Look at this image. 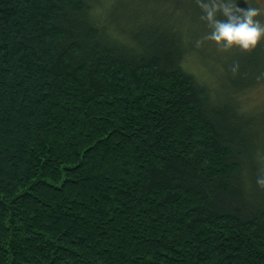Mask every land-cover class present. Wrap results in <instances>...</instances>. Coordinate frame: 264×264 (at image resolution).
Masks as SVG:
<instances>
[{
  "label": "trees",
  "instance_id": "16d2710c",
  "mask_svg": "<svg viewBox=\"0 0 264 264\" xmlns=\"http://www.w3.org/2000/svg\"><path fill=\"white\" fill-rule=\"evenodd\" d=\"M171 3L0 0V264H264V40L230 64Z\"/></svg>",
  "mask_w": 264,
  "mask_h": 264
},
{
  "label": "clouds",
  "instance_id": "9594fccd",
  "mask_svg": "<svg viewBox=\"0 0 264 264\" xmlns=\"http://www.w3.org/2000/svg\"><path fill=\"white\" fill-rule=\"evenodd\" d=\"M202 9L201 19L211 31L204 39L212 40L218 48H239L249 51L264 40V0H196ZM223 17V18H221ZM203 40H197L200 46Z\"/></svg>",
  "mask_w": 264,
  "mask_h": 264
},
{
  "label": "rangeland",
  "instance_id": "374dc122",
  "mask_svg": "<svg viewBox=\"0 0 264 264\" xmlns=\"http://www.w3.org/2000/svg\"><path fill=\"white\" fill-rule=\"evenodd\" d=\"M175 2H176L174 3L175 8L174 7L172 8H174L176 12H172V11L171 12L173 13L174 17L180 18L181 20H183V23L188 26V28L187 26L184 28L185 31L184 37L186 38L188 37V39H191V41L193 40L197 41L198 39L203 40V42L212 41V40L204 39V37H206L207 34L211 31L208 22L206 20L201 19V26L199 25L198 22L199 17L202 15V9H201V15L199 17L197 16L195 17V15L197 14L193 15V18L191 17V15L185 16L187 6L190 7L192 5H195L197 4V2L195 0H175ZM240 6L247 7V5L244 3V0H240ZM198 7L199 5L195 6V9H198ZM203 47L205 48L206 46L204 45ZM220 50L226 51L227 57H230L232 60L239 57L237 56L238 48L236 47L227 50L224 49H220ZM216 53L220 54V52H216ZM234 62L235 61L233 60V62H231L230 64H234ZM221 66L222 65L217 66L216 82L219 81L218 96L224 98L227 96V93L229 91H231L229 95L232 94L233 92H236L235 90H237V88H233L231 81L230 83L228 82L229 79L227 78L225 72L226 69L222 68ZM194 72L201 79L209 80L208 77H205L206 76L205 74H201V70L199 68H196ZM261 78L264 77L262 76ZM255 84H256L255 88L250 89L249 91L247 90L243 94L241 93V95L239 96V100H241L240 102L241 107L242 109H244L243 111H241V114L243 115V117H246L253 122L251 127L253 129V134L255 136H252V139L255 140V144L258 146V159L260 161L259 165L263 167L264 165V83L263 81L258 80ZM223 88L226 90V93L223 92ZM231 98L227 97L224 99H226L227 103L233 106L234 103L231 101Z\"/></svg>",
  "mask_w": 264,
  "mask_h": 264
}]
</instances>
